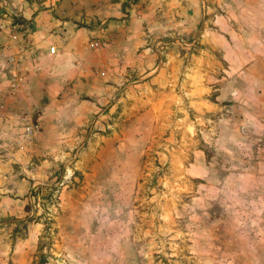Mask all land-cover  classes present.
I'll return each mask as SVG.
<instances>
[{
  "label": "rangeland",
  "instance_id": "obj_1",
  "mask_svg": "<svg viewBox=\"0 0 264 264\" xmlns=\"http://www.w3.org/2000/svg\"><path fill=\"white\" fill-rule=\"evenodd\" d=\"M0 1V13L12 14ZM142 1L154 2L164 30L165 0ZM74 12L77 28L104 27L84 19L86 7ZM202 32L175 33L183 71L170 85L175 96L154 106L158 116L141 112L145 102L126 85L124 101L117 94L99 106L95 122L68 124L58 151L40 133L26 152L0 151L9 159L0 264L264 263V68L229 70ZM169 38L152 39L163 65ZM220 89L231 98H217Z\"/></svg>",
  "mask_w": 264,
  "mask_h": 264
},
{
  "label": "crops",
  "instance_id": "obj_2",
  "mask_svg": "<svg viewBox=\"0 0 264 264\" xmlns=\"http://www.w3.org/2000/svg\"><path fill=\"white\" fill-rule=\"evenodd\" d=\"M7 1L6 7L20 17L0 13V133L16 126L21 109L35 112L40 134L52 152L65 142L62 137L68 124L95 122L100 107L108 106L117 94L116 102H123L120 95H127L126 85L129 93L145 102L138 108L141 112L158 116L154 106L173 98L170 85L178 82L177 72L183 71L182 57L173 50L175 33L188 36L191 30L202 29L204 48L219 52L231 71L264 68V0H165L169 12L164 30L163 24L156 25L152 1L143 6L137 0L129 9L125 6L131 5L130 0ZM77 6L87 8L85 20H101L102 30L77 28L73 23ZM217 8L221 13L211 15ZM211 23L212 32L206 31ZM11 34L16 38L11 39ZM160 34H169L172 45L167 47L165 65L157 58V41L152 42ZM99 37L103 46L89 48L88 42ZM148 49L155 52L153 56H147ZM127 71L134 74L133 79L126 80ZM234 93L236 97L237 88ZM217 98L231 97L220 89ZM7 160L0 159V184L7 179L2 170L7 171Z\"/></svg>",
  "mask_w": 264,
  "mask_h": 264
},
{
  "label": "built area",
  "instance_id": "obj_3",
  "mask_svg": "<svg viewBox=\"0 0 264 264\" xmlns=\"http://www.w3.org/2000/svg\"><path fill=\"white\" fill-rule=\"evenodd\" d=\"M6 14L11 18L15 17L14 13L11 14L6 12ZM10 38L15 39V34H11ZM101 46H103V42L98 39L88 42V47L91 49H96ZM53 50V46L49 47L50 52H53ZM17 118L20 125L19 127L11 128V132L15 134L13 137L8 134L6 135L0 133V151H10L15 149L20 152H26V150L30 149L34 145V142L41 131V126L37 117H33V115L28 114L27 110L21 109L17 113Z\"/></svg>",
  "mask_w": 264,
  "mask_h": 264
}]
</instances>
